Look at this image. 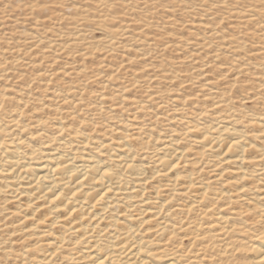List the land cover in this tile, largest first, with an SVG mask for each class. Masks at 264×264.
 <instances>
[{"label": "rangeland", "instance_id": "rangeland-1", "mask_svg": "<svg viewBox=\"0 0 264 264\" xmlns=\"http://www.w3.org/2000/svg\"><path fill=\"white\" fill-rule=\"evenodd\" d=\"M257 92L264 97V0H0V135L13 123L56 136L57 116L101 134L111 124L127 134L142 124L151 134L145 146H159L167 131L186 132L168 119L179 117L174 108L209 126L219 116L212 102L240 115L244 97ZM237 209L220 211L231 230L208 235L193 264H246L247 248L264 244V211ZM199 213L186 217L214 235L213 219ZM5 234L0 264H24L27 242ZM182 236L173 235V246L189 249Z\"/></svg>", "mask_w": 264, "mask_h": 264}, {"label": "bare ground", "instance_id": "bare-ground-1", "mask_svg": "<svg viewBox=\"0 0 264 264\" xmlns=\"http://www.w3.org/2000/svg\"><path fill=\"white\" fill-rule=\"evenodd\" d=\"M244 98L240 115L224 100L212 102L219 116L209 126L174 108L179 117L168 119L186 125L179 130L187 135L166 136L174 128L151 147L142 124L129 134L111 124L101 134L54 116L56 136H48L12 123L0 135V231L27 242L24 264H193L210 238L231 230L222 209L264 211V97ZM198 211L213 219L214 235L198 233L204 225L186 217ZM176 233L189 249L173 246ZM245 256L246 264H264V244Z\"/></svg>", "mask_w": 264, "mask_h": 264}]
</instances>
